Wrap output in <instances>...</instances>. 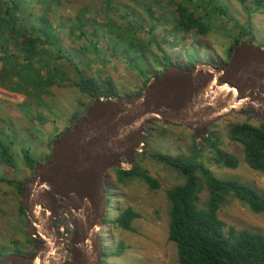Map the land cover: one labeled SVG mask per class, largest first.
I'll return each mask as SVG.
<instances>
[{"label":"rangeland","instance_id":"obj_1","mask_svg":"<svg viewBox=\"0 0 264 264\" xmlns=\"http://www.w3.org/2000/svg\"><path fill=\"white\" fill-rule=\"evenodd\" d=\"M39 1L42 6H48L45 11L53 10V13L47 16L45 12L40 11L47 17L48 23L53 24L49 25L52 29L49 37L54 39L49 43V47L52 43L61 47L63 58L57 62L60 73L56 74L52 70L55 68L51 63L35 75L36 78L46 75L55 80L47 91L38 93L40 97H36L33 92L29 93L32 89L29 87L23 89L27 93H15L7 87L10 81L6 79L5 74L2 78L0 73V144L4 142L11 147L15 160L13 166L0 162V179L6 180L0 184V259L3 258L2 255L32 254L39 242L27 222L26 214L21 211L22 190H18L19 186L30 181L34 174V170H30L25 162L26 154L35 160V166L45 164L51 157L53 141L78 123L87 112L79 105V100H84V96L75 87L63 84H68L70 79L79 77L78 72L84 71L89 77L112 78L118 86V99L135 96L146 88L141 90L146 76L131 68L135 64L128 63L121 56H114L113 48L119 44L115 35L123 38L128 45L132 42L123 36L121 30H117L118 27L112 32L103 26L106 18L120 16L128 11L137 20L146 19L149 25H155L157 21L164 23L165 27L158 26L157 39L171 57L173 64L183 69L190 68L186 56L192 52H197L203 62L215 67L224 66L228 61V50L235 39L240 37L241 41L251 42L249 27L253 28L252 43L264 48V6L259 9L256 0H246L243 3L238 0H137L138 3L136 0ZM20 3L19 15L24 18L23 24L30 28L32 19L39 17L38 4L35 0H22ZM179 3L189 8L188 13L192 11L197 17H203L202 20L209 25L207 35H200L196 31L188 34L170 33V29L176 24L175 18L182 9ZM144 5L151 8L156 21L150 19V13ZM82 14L83 17L86 15L88 24L81 23ZM128 22H125L123 27L128 26ZM83 31L86 33L83 34ZM132 34L140 40L150 41L151 53L147 55V59L151 63H155L157 57L162 60L147 30L140 29L135 23ZM111 46L113 48L108 50ZM50 57L53 59L55 53ZM138 62V58L135 59V63ZM163 65L155 63L154 73L161 72ZM85 101L88 102L89 99ZM75 114L79 118L73 123ZM227 119L229 120L219 124L214 131L213 125L209 132L219 135L220 147L235 156L239 160V166L229 169L222 164H216L209 150L201 155L200 160L205 162L217 178L237 180L253 187L264 196V175L249 168L244 161L242 148L229 137V131L235 124L245 120L264 123V117L230 115ZM203 138L204 136L197 139L194 131L186 128L162 123L147 127L143 146L141 152L135 156L134 166L140 167L156 179L160 184L159 189H151L138 178L119 180L114 171L123 170L109 171L106 179L109 200L107 216L114 219L118 214L117 210L131 207L140 217L134 220L133 231L105 225L102 232L104 251L112 252L120 243H124L126 248L119 257H103V264H181L177 247L169 240L168 235L170 201L167 192L183 184L185 176L179 169L159 161L154 155L161 154L186 161L191 159L196 144L199 146L196 152L201 153ZM124 168L130 166L126 165ZM208 197V192L204 190L201 194V207H204ZM219 216L229 226L238 230L245 229L264 235V214L252 212L236 199L229 198L221 206ZM57 224L66 235L75 228L72 216L67 213L60 214ZM17 249L20 252H17Z\"/></svg>","mask_w":264,"mask_h":264},{"label":"water","instance_id":"obj_2","mask_svg":"<svg viewBox=\"0 0 264 264\" xmlns=\"http://www.w3.org/2000/svg\"><path fill=\"white\" fill-rule=\"evenodd\" d=\"M230 115L264 117V48L247 40L222 67L172 64L135 96L94 99L23 184V210L39 239L34 252L6 255L0 264H103L109 171L134 167L151 124L186 128L200 139ZM62 213L74 220L69 235L57 224Z\"/></svg>","mask_w":264,"mask_h":264},{"label":"trees","instance_id":"obj_3","mask_svg":"<svg viewBox=\"0 0 264 264\" xmlns=\"http://www.w3.org/2000/svg\"><path fill=\"white\" fill-rule=\"evenodd\" d=\"M22 0H0V44L2 54L0 55V73L5 74L6 79L10 82L7 87L15 93H27L24 87L32 88L29 93L33 92L36 97L41 91H47L50 86L55 83V80L46 75H41L36 78L35 75L41 71L43 67H49L51 63L55 69H52L56 74L60 73L58 61L62 57V48L49 43L54 39L49 36L52 34L48 23L47 14L51 15L53 10H46L48 7L42 6L41 1L35 0L38 4L39 17H34L31 22V27L23 24L24 18L19 15ZM240 3L246 0H238ZM30 2V0H29ZM138 3V1H135ZM258 8L264 6V0H256ZM146 4V3H145ZM150 13V19L156 21L155 15L151 8L143 6ZM181 11L175 18L176 24L170 29V33L185 34L191 31H196L200 35H207L209 25L205 23L201 16H196L194 12L188 13L189 8L182 3H179ZM246 9V8H245ZM45 14L44 16L43 13ZM84 14H82L83 17ZM196 16V17H195ZM86 17V15H85ZM83 17L80 20L82 24H88L89 21ZM119 19V20H117ZM128 26H124L125 22ZM140 29L147 30L151 36L152 42H155L157 52L161 55L160 60L157 56L155 63H163V70L154 73V62L147 59V55L151 53V43L147 39L140 38L132 34L134 24ZM97 25V23H93ZM50 25V26H49ZM164 26V23L149 25L146 19L137 20L128 11L123 15H113L111 18H106L105 26L109 31L118 27V31L124 37L129 38L131 44H126L123 38L118 36L116 41L119 43L116 48L112 46L109 49H114L115 57H122L128 63H134L131 66L134 70L140 71L146 80L143 83V88L149 84L152 77H159L162 72L173 64L171 57L158 41L156 31L158 26ZM253 28L249 27L250 41L253 42ZM86 33L83 31V34ZM242 39L238 37L228 50V60L230 59L233 47L239 44ZM107 51V48H106ZM55 53L52 59L50 56ZM155 57V58H156ZM190 68H193L198 61H201L197 52L187 54ZM139 60L135 63V59ZM129 59V60H128ZM15 66V67H13ZM80 73L79 77L70 79L63 85L75 87L89 101L79 100V105L88 110L91 106V101L94 99H112L119 97V90L116 83L110 77L99 76L98 78L89 77ZM147 75H153L147 77ZM15 84V85H13ZM37 92V93H35ZM140 93V92H139ZM79 118L78 115L73 116V123ZM225 117L216 125V130L219 124H222L229 119ZM203 139L204 146L201 153L196 150L199 146L193 149L191 159L181 161L171 158L166 155H154L159 161L169 164L179 169L185 176V182L168 190L167 198L170 201L169 210V225L168 235L169 240L175 243L178 252L179 262L181 264H264V235L251 232L249 230H238L233 226H229L219 216V210L229 198L236 199L246 205L252 212L256 214H264V196L256 189L248 185L242 184L237 180H222L217 178L209 170L204 161H201V155L207 150L211 152L216 164L223 165L229 169H236L239 166V160L220 147V137L215 132ZM60 134L57 138H59ZM230 140L238 144L242 148L244 161L252 170L264 175V123L245 120L243 123L235 124L229 131ZM56 138V139H57ZM0 162L8 166L15 164L14 155L11 152V147L4 142L0 144ZM25 159V158H24ZM25 162L34 170L35 160L26 154ZM118 179L130 180L138 178L144 184L149 185L151 189H159V182L152 178L147 172L138 166H134L129 171H114ZM6 182L4 178L0 179V184ZM23 185L19 186L21 191ZM206 190L209 194L204 207L200 206L201 194ZM108 192V189H107ZM22 213L23 205H21ZM118 214L113 219L108 217L105 220L106 225H111L113 228H122L127 231H133L134 220L140 217V214L131 207L124 210H117ZM126 246L124 243L117 244L116 249L112 252L104 251V258L115 256L119 257L123 254ZM105 250V248H104ZM17 252H20L17 249ZM21 255V254H20ZM27 255V254H26ZM5 255H2L4 257Z\"/></svg>","mask_w":264,"mask_h":264},{"label":"flooded vegetation","instance_id":"obj_4","mask_svg":"<svg viewBox=\"0 0 264 264\" xmlns=\"http://www.w3.org/2000/svg\"><path fill=\"white\" fill-rule=\"evenodd\" d=\"M228 61H229V60H228ZM228 61H226L225 64L228 63ZM225 64H224V65H225ZM171 65H172V64H171Z\"/></svg>","mask_w":264,"mask_h":264},{"label":"bare ground","instance_id":"obj_5","mask_svg":"<svg viewBox=\"0 0 264 264\" xmlns=\"http://www.w3.org/2000/svg\"><path fill=\"white\" fill-rule=\"evenodd\" d=\"M204 138H205V137H204ZM204 138H203V139H204Z\"/></svg>","mask_w":264,"mask_h":264}]
</instances>
